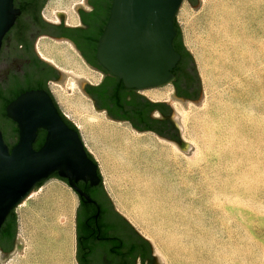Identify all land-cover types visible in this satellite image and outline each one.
I'll list each match as a JSON object with an SVG mask.
<instances>
[{
    "label": "rangeland",
    "instance_id": "obj_1",
    "mask_svg": "<svg viewBox=\"0 0 264 264\" xmlns=\"http://www.w3.org/2000/svg\"><path fill=\"white\" fill-rule=\"evenodd\" d=\"M76 4L87 7L84 0H46L41 13L56 21L63 11L76 24ZM174 19L202 98L180 102L169 83L138 93L171 105L185 149L96 110L83 84L101 74L64 41L40 38L36 45L63 75L50 89L96 160L114 206L159 264H264V0H199L195 8L181 0ZM244 42L237 55L227 45ZM77 204L67 183L45 179L14 207L22 248L0 264H27L41 237L75 264Z\"/></svg>",
    "mask_w": 264,
    "mask_h": 264
},
{
    "label": "water",
    "instance_id": "obj_2",
    "mask_svg": "<svg viewBox=\"0 0 264 264\" xmlns=\"http://www.w3.org/2000/svg\"><path fill=\"white\" fill-rule=\"evenodd\" d=\"M180 2L181 0H112L95 50L96 61L119 78L126 88L141 90L169 83L173 77L172 69L180 57L173 47V39L177 33L174 17ZM189 3L195 8L199 0ZM78 6L80 4L75 5V10ZM18 14L20 9L14 7L13 0H0V47L4 35L14 24ZM192 61L195 67L194 60ZM6 68L5 63L1 62L0 80L3 79ZM60 73L59 81L63 79L62 72ZM199 87L197 101L191 102L197 103L202 98L200 79ZM175 99L183 103L186 101L183 98ZM5 112L16 123L18 137L16 143L9 148L2 132H5L9 141L13 142L14 139L9 136V128L4 123L7 120L0 117V226L10 210L53 173L66 179L68 186L81 197L88 198L86 193L75 186V182L82 179L96 184L99 181L98 165L88 157L87 152L90 151L86 149L79 130L64 122L48 92L43 89L26 90L5 106ZM38 128L45 130V136L41 146L34 149L32 143ZM156 135L180 149L188 146L181 139L178 130L176 135L179 141ZM15 242V248L20 250L21 239L17 237ZM155 264H159L156 256Z\"/></svg>",
    "mask_w": 264,
    "mask_h": 264
},
{
    "label": "flooded vegetation",
    "instance_id": "obj_3",
    "mask_svg": "<svg viewBox=\"0 0 264 264\" xmlns=\"http://www.w3.org/2000/svg\"><path fill=\"white\" fill-rule=\"evenodd\" d=\"M108 1L86 0L87 7H76V24H70L65 20L63 11L57 12L56 21L46 19L41 13L44 3L38 9L36 2L27 15L20 11L14 24L4 35L0 47V63L3 62L7 66L4 77L0 80L4 90L9 92L14 87L36 86L37 83L41 82L43 86L38 89L49 92L57 104L50 89V83L59 81L61 71L39 55L36 50V43L40 38L64 41L77 53L86 66L101 74L97 83L87 82L83 84L84 93L92 101L94 107L99 111H104L106 116L112 118V121L125 122L133 126L134 122L131 120L112 116V113L124 114L123 111L121 113L108 101L113 84L117 82L116 76L104 70L95 58L98 39L109 15V11L107 12ZM32 14H38L41 22L34 20ZM175 45L178 46V49L174 47ZM173 47L180 56L172 69L173 77L169 82L173 89V97L183 98L186 100L185 102L197 101L200 93L199 79L181 34L176 33L173 39ZM127 89L132 98L140 95L136 89ZM165 104L166 106L151 109L146 114L150 119L159 118L161 120L160 125L164 126L169 134L177 136L178 127L171 116L172 107L167 103ZM57 108L61 112L58 105ZM155 111L159 115H154ZM147 120L148 118L138 124L146 125L149 121ZM4 123L9 128V136L15 141V138L18 137V132L16 133L14 130V127L17 126L16 123L10 118H7V122ZM0 130L2 132L1 128ZM36 134L32 143L34 149L39 144V140L44 138L45 130L38 128ZM2 135L3 139H7L5 132H2ZM14 141L11 142L7 139L9 144H13ZM87 154L97 164L92 154L89 152ZM97 174L99 181L96 184H90V182L82 179L75 182V186L86 193L88 198L81 197L71 187L78 199L74 217L75 264H155V254L151 244L140 234L133 223L114 206L111 196L105 189L99 169ZM53 177L57 178L55 173L47 179ZM61 181L66 183V179ZM15 238L16 234L12 238L11 231L8 235L0 233L1 258L5 259L16 247Z\"/></svg>",
    "mask_w": 264,
    "mask_h": 264
},
{
    "label": "trees",
    "instance_id": "obj_4",
    "mask_svg": "<svg viewBox=\"0 0 264 264\" xmlns=\"http://www.w3.org/2000/svg\"><path fill=\"white\" fill-rule=\"evenodd\" d=\"M45 0H40L38 2V0H13L14 3V7L20 9L22 14L27 15L28 13H30V11L33 9L34 5L36 4V2L38 3V9L42 6V4L44 3ZM190 2H192L193 0H189ZM112 0H109L107 3V12L110 9ZM32 17L34 18V20H36L37 22H41L39 19V15H33ZM174 26L177 30V34H181L180 28L176 22V20L174 19ZM176 49H178V46L175 45L174 46ZM189 53V51H188ZM190 54V53H189ZM95 61V60H94ZM105 70V69H104ZM117 82L116 84H113V87L111 89V93L110 96L108 97V101L111 102L119 111L124 112V114H120L117 115L116 113H112V116L114 117H121L124 120H131L134 122L133 127L137 130H150L155 132L156 134H159L161 136L170 138L172 140L175 141H179V139L177 138V136H174L173 134H169V132H167L164 128V126L160 125V119L159 118H153L150 119L146 112H148L151 109L154 108H158L160 106H166V104L164 102H152L148 99H146L145 97L139 95L136 96L134 98H132L129 94V90L123 85L122 81L115 77ZM43 83L39 82L36 84V86H31V85H27L24 86L22 88L18 87H14L11 90H9V92H6L2 86V84H0V117L4 120H7V115L5 112V106L13 99H15L20 93L26 91V90H30V89H34V88H42ZM48 94L50 95V93L48 92ZM51 96V95H50ZM52 97V96H51ZM53 100V98H52ZM54 102V100H53ZM55 106L57 107V104L54 102ZM58 109V108H57ZM58 112L60 113L62 119L64 120V122L71 128L76 129V126L69 120L67 119L59 110ZM146 118H148V124L146 125H140L138 124L139 122H141L142 120H145ZM15 132H18V128L17 126L14 127ZM44 138L42 137L39 140V144L43 143ZM17 139L14 141L13 144H9L7 142V139H4V142L8 145L9 148H11L15 143H16ZM39 144L37 146H35V149H38ZM55 176H57V178L64 180L60 177H58V175L55 173ZM42 183L39 182L37 186H39ZM16 230H17V216L16 213L14 211V209L10 210V212L7 214V216L5 217L2 225L0 226V233L2 235H8V233L11 231V235L12 238L15 236L16 234Z\"/></svg>",
    "mask_w": 264,
    "mask_h": 264
},
{
    "label": "bare ground",
    "instance_id": "obj_5",
    "mask_svg": "<svg viewBox=\"0 0 264 264\" xmlns=\"http://www.w3.org/2000/svg\"><path fill=\"white\" fill-rule=\"evenodd\" d=\"M73 3V2H72ZM224 12V15L223 16H225L226 15V12L227 11H223ZM72 21V18L71 17H69V19H68V21ZM242 40H244V39H242ZM242 44V43H241ZM244 44V46L243 47H240V48H236L234 45H232V44H227L228 45V47H229V50L231 51V47H232V53L234 54V55H237V53L235 52V51H239V50H243V49H241V48H244L245 47V45H246V43L244 42L243 43ZM231 46V47H230ZM66 49V50H65ZM36 50H37V52L39 53V55L42 57V58H44V59H47V57L43 54V52L41 51V46H39L38 44L36 45ZM235 50V51H234ZM69 52L70 50H69V48L68 47H64V52ZM71 52V51H70ZM70 52H69V54H70ZM48 60V59H47ZM48 61H50V60H48ZM86 73V72H85ZM74 79V78H73ZM75 83V82H74ZM124 135H126L127 136V134L126 133H124ZM129 139V138H128ZM161 139H163V138H161ZM126 140V139H125ZM127 141H129L130 142V140H127ZM107 186V185H106ZM37 236V235H36ZM37 246H36V251H35V253H34V255H32V256H34L33 258H31V259H25V262H27V264H66V261L63 259V258H61V256H60V253H59V251H55V252H53V248H50V246L51 245H49V243H48V241H47V239H45V238H42L41 237V240L38 238V241H37Z\"/></svg>",
    "mask_w": 264,
    "mask_h": 264
},
{
    "label": "crops",
    "instance_id": "obj_6",
    "mask_svg": "<svg viewBox=\"0 0 264 264\" xmlns=\"http://www.w3.org/2000/svg\"><path fill=\"white\" fill-rule=\"evenodd\" d=\"M156 113H157V112L155 111V112H154V115H155ZM144 131H146V130H144ZM147 131H150V130H147ZM152 132H153V131H152ZM160 139H161V138H160Z\"/></svg>",
    "mask_w": 264,
    "mask_h": 264
}]
</instances>
